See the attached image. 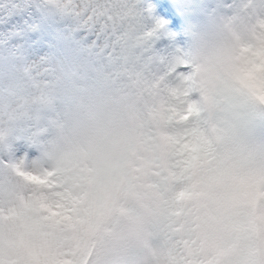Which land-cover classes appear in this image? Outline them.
<instances>
[{
  "label": "clouds",
  "instance_id": "9594fccd",
  "mask_svg": "<svg viewBox=\"0 0 264 264\" xmlns=\"http://www.w3.org/2000/svg\"><path fill=\"white\" fill-rule=\"evenodd\" d=\"M0 0V264H264V0Z\"/></svg>",
  "mask_w": 264,
  "mask_h": 264
},
{
  "label": "rangeland",
  "instance_id": "374dc122",
  "mask_svg": "<svg viewBox=\"0 0 264 264\" xmlns=\"http://www.w3.org/2000/svg\"><path fill=\"white\" fill-rule=\"evenodd\" d=\"M156 2L159 3V0H156ZM186 3L187 0H169L170 8L168 19L177 29L182 22L181 11L185 7Z\"/></svg>",
  "mask_w": 264,
  "mask_h": 264
}]
</instances>
